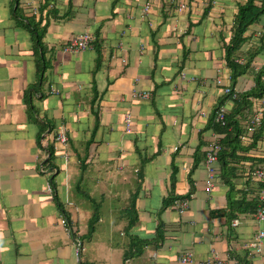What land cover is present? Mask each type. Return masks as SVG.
Segmentation results:
<instances>
[{
  "label": "crops",
  "instance_id": "0c3cea01",
  "mask_svg": "<svg viewBox=\"0 0 264 264\" xmlns=\"http://www.w3.org/2000/svg\"><path fill=\"white\" fill-rule=\"evenodd\" d=\"M239 1L0 0V264H180L185 251L196 261L214 254L264 264V241L260 254L247 249L264 223L254 212L228 219L231 203L258 201L243 174L264 161V136L255 149L247 148L251 134L242 140L237 166L248 168L237 170L232 190L204 166L219 140L207 124L232 85L222 45ZM85 32L93 36L88 50H64ZM249 35L248 48L262 51L237 79L238 93L254 86L264 64V16ZM139 91L149 99L132 96ZM59 130L70 151L44 169ZM55 195L73 207L71 229ZM170 197L177 199L163 208ZM85 200L99 204L97 224L109 222L112 237L119 227L123 238L96 246V255L81 241L101 230L88 239V224L81 227ZM178 200L188 202L182 215Z\"/></svg>",
  "mask_w": 264,
  "mask_h": 264
},
{
  "label": "trees",
  "instance_id": "16d2710c",
  "mask_svg": "<svg viewBox=\"0 0 264 264\" xmlns=\"http://www.w3.org/2000/svg\"><path fill=\"white\" fill-rule=\"evenodd\" d=\"M206 12H208V10H206ZM263 16L264 0H240L237 4L236 13L233 16L232 25H229L228 32L230 36H228V38H224V42L222 45V58L225 62L226 68L230 71V78L232 83L230 88L233 92H237L234 89L237 79L246 75L254 67L258 66L256 58L258 57V55H260L262 50L260 46H251L248 48V42L251 43L250 41L252 40L249 35V31L250 27L259 23ZM30 26H32L31 23ZM29 28L32 29V36L35 46L42 47V32H38V29L34 26ZM246 47L249 50L243 53L242 51ZM222 90H224V88H222ZM221 97L222 98L215 108L213 116L211 117V121L207 124V126L208 128L211 126L216 135H218L219 137L218 144L220 145V151L216 154L217 160L214 164L215 171L217 173L216 180H219L221 178V181H223L224 184L229 187L230 191L233 188L234 176H236L235 173L237 172V170H241L242 168V170H246L248 168V166L245 167V164L244 166H237L238 164L240 165L241 161L243 160H240L241 157L238 154L242 149H246L242 145V137L249 134L248 124L252 114V106L254 104L253 101H259L260 99L264 98V64L260 65L259 69L254 73V86L250 90L243 93L237 92V98L234 100H230L229 95L225 94H223V96ZM227 99L232 102V108L230 110H226L224 107H222ZM222 108L225 110V112L224 124L221 125L220 122H217L215 120V116ZM261 113V124L260 127L251 134L252 142L247 147L249 149H255L257 143L261 141L264 136V125L262 126L264 120V110ZM45 126L47 129L48 125ZM67 147L68 143H66L65 146L59 147L57 142L53 141L50 145V149L47 151L48 158L43 163V168L46 169L49 168V166H53L57 155L65 151ZM208 149L209 146H207L204 152H206ZM260 159L263 163V158ZM257 163L258 162H252L253 165H250L248 170L251 171ZM234 164H236L235 167ZM248 173L249 172L243 174V176H246ZM246 179L248 180V182H251L250 184H252L254 187L256 185L255 190L257 192V195L254 199L256 200V198L258 197V192L263 188V185L260 183L253 184L254 182H252L249 178L246 177ZM55 199L57 201L59 211L60 213H62V217L65 220L63 221L64 224H66V226L71 229L72 222L69 217L70 212L65 208L67 204L64 205L63 203H59L58 196L56 195ZM172 199L173 198L165 202L163 208L169 206V204L173 205L174 200H176L177 198L174 200ZM238 202L239 205L237 206H235V202L234 205H232V203L229 205V220L233 217H237V213L255 212L258 206V201L254 203L252 202L251 204H246L243 201ZM131 207L133 208V206ZM99 208V204L93 201V215L88 224V238H90L89 236H91L94 232L95 226L99 220Z\"/></svg>",
  "mask_w": 264,
  "mask_h": 264
},
{
  "label": "built area",
  "instance_id": "2783aa9c",
  "mask_svg": "<svg viewBox=\"0 0 264 264\" xmlns=\"http://www.w3.org/2000/svg\"><path fill=\"white\" fill-rule=\"evenodd\" d=\"M145 11H148V7H145ZM93 42V36L89 33H82L76 36L72 41H70L64 48L67 52H84L88 50ZM225 95H229L230 100H234L237 98V92H233L230 87H225L223 90ZM132 96L137 98L138 100H148L150 97V93L148 91H139L133 92ZM254 102V110L252 111L250 121H249V134L254 133L261 124L262 119V111L264 110V98L259 101ZM224 112L225 110L222 108L215 116V120L220 122L221 125L224 124ZM131 123V115L126 114L124 116V124L127 131L130 130ZM246 136L242 137L244 141ZM57 144L59 146H65L67 143V137L65 136L64 131L59 130L56 136ZM220 151V145L218 141H215L211 144L210 150L207 152L205 157L204 166L206 169V173L209 179L216 177L214 175V164L217 160V153ZM67 159V155H65V160ZM252 182L258 184H262L263 188L258 192V206L256 211L254 212V218L257 222L264 223V162L258 165L249 171L246 175ZM213 187L212 180L208 181V188ZM177 209V212L182 215L188 208V202L186 200H178L174 205ZM238 226V220H234L232 222V227ZM264 241V229L257 232V235L247 244V249L253 251L254 254H260L262 252V245ZM75 255L77 259H79V248L76 249ZM180 264H228L226 261L219 259L216 255H212L211 258L196 261L193 257V253L190 251L182 252L179 257Z\"/></svg>",
  "mask_w": 264,
  "mask_h": 264
},
{
  "label": "rangeland",
  "instance_id": "374dc122",
  "mask_svg": "<svg viewBox=\"0 0 264 264\" xmlns=\"http://www.w3.org/2000/svg\"><path fill=\"white\" fill-rule=\"evenodd\" d=\"M67 150L68 151H70V147L68 146V148H67ZM74 191V190H73ZM75 195H77L76 194V192L74 191L73 192V196H75ZM73 196H71L72 198H71V201L70 202H72L73 201ZM85 202L87 203V207H89V209H86L85 207H83V217H87V218H84V219H82V220H80V224H81V227H83V226H86V228H87V224H89V218H90V216H91V214H92V209L93 208H91L92 206H91V204H90V202L88 203L86 200H85ZM67 210L69 211V210H71V211H73V207L71 206V204L67 207ZM102 211H103V209H102ZM101 213V212H100ZM108 223L109 222H107V221H105L102 225H101V227L99 226V224H96L97 226H99L100 227V229L101 230H99L98 232H96V234L90 239V238H88V239H90V241H88V240H83V239H81V241H83V246L84 247H89V248H91V252H92V254L91 255H96V253H94L95 251H97V247L96 246H98V245H100V244H105V245H109L108 244V242H120V240L121 239H123L121 236H119L118 234H119V232H118V230L120 229L119 227L118 228H115L116 229V231H117V236H115V237H112V236H109L108 234H109V232H107L105 229L108 227ZM110 227V226H109ZM121 230V229H120ZM87 232V231H86ZM79 235L81 236L82 235V233L80 232L79 233ZM115 246V245H114ZM108 247H113V245H111V246H108ZM264 254V253H263ZM92 258V257H91ZM96 259V258H95Z\"/></svg>",
  "mask_w": 264,
  "mask_h": 264
}]
</instances>
